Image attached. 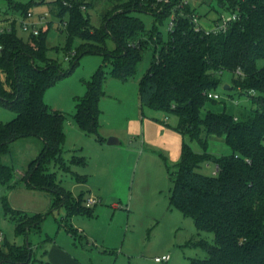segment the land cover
<instances>
[{"label": "trees", "instance_id": "1", "mask_svg": "<svg viewBox=\"0 0 264 264\" xmlns=\"http://www.w3.org/2000/svg\"><path fill=\"white\" fill-rule=\"evenodd\" d=\"M215 1L228 14H237V20L224 32L198 31L192 21L196 13L184 0H108L98 27L86 14L95 0H31L26 6L11 7L26 16L32 6L51 5L50 14L60 23L67 22L68 40L78 37L83 41L79 49H84L70 57L71 70L90 52L110 61L112 75L125 81L135 74L143 51L154 48L140 82V102L176 115V131L196 140L203 150L196 153L184 142L181 161L172 177L173 204L192 217L199 231L213 234L212 243H194L202 246L208 256L193 258L191 264H264V63L260 65L264 61V0ZM133 12L151 14L159 22L172 16L174 27L169 29L168 40H162L156 26L148 30ZM108 38L116 43L113 51L106 47ZM48 49V33L43 30L27 40L20 38L14 28L0 33V105L16 114L0 125V185H8L13 178V168L1 159L10 144L35 137L42 141V150L23 178L28 189L55 197L54 208L46 213L8 207L18 233L25 236L32 224L40 230L56 206L64 205L69 215L82 207L81 200L67 204L74 198L65 193L49 167L55 162L67 169L63 158L66 115L51 109L44 97L69 72L47 57ZM224 72L233 75V87L250 101L249 110L240 115L206 109L208 102H217L207 94L219 86ZM106 76L99 68L76 104L72 117L85 134L100 136L99 101ZM211 137L222 138L231 153L219 158L209 154ZM208 160H215L216 175L198 171ZM32 262V247L0 245V264Z\"/></svg>", "mask_w": 264, "mask_h": 264}, {"label": "rangeland", "instance_id": "2", "mask_svg": "<svg viewBox=\"0 0 264 264\" xmlns=\"http://www.w3.org/2000/svg\"><path fill=\"white\" fill-rule=\"evenodd\" d=\"M30 1L0 0V33L14 28L20 38L30 37L31 30L25 31L22 27V11L11 7V4L26 6ZM107 2L95 0L94 7L86 11L94 27L101 25ZM187 2L204 28L213 26L221 16L230 15L215 0ZM50 8V4L32 6L29 10L33 17L26 20L48 33L47 57L55 60L62 71L69 72L44 97L51 109L66 115L63 158L67 169L55 162L49 167L56 173L65 193L74 198L67 204L81 200L82 207L69 215L64 205L56 206L40 230L32 224L27 236L18 233L15 222L8 215V207L46 213L54 208L55 197L28 189L23 178L42 150L41 141L35 137L17 140L1 157L4 164L13 168V178L8 185H0V245L32 247V264H42L39 260L44 258L47 237L64 241L84 262L93 264H191L193 258L207 257L206 250L194 243L200 240L212 243L213 234L199 231L192 217L184 215L171 200L172 177L182 158L183 143H189L196 153H202V147L196 140L176 131V115L140 102V82L150 65L154 48L143 51L135 74L125 81L112 75L110 61L90 52L71 70L70 57L84 49H79L83 41L76 37L70 42L66 27L50 14ZM45 14L47 16L41 21ZM132 15L140 18L148 30L156 26L162 40H168L172 16L159 22L151 14L133 12ZM106 47L113 51L116 43L108 38ZM263 63L261 61L260 65ZM99 68H103L107 76L99 101L100 136L97 137L82 132L72 116L77 102L86 93L87 83ZM232 79L230 72L220 76V84L212 93L219 94L221 100L215 104L208 102L206 109L226 110L233 115L249 110V99L233 87ZM15 116L12 110L0 105V125ZM110 138H116L119 143L109 145ZM208 153L219 158L230 154L231 148L222 138L211 137ZM216 166L215 160L204 161L198 171L213 175ZM94 198L97 203L88 206V199ZM163 255H170L171 260L157 263L155 258Z\"/></svg>", "mask_w": 264, "mask_h": 264}, {"label": "built area", "instance_id": "3", "mask_svg": "<svg viewBox=\"0 0 264 264\" xmlns=\"http://www.w3.org/2000/svg\"><path fill=\"white\" fill-rule=\"evenodd\" d=\"M159 1H162V0H159ZM165 1L167 2L168 0H165ZM184 3H188L187 0H184ZM81 9L82 10H86V6L85 5H81ZM46 16H47V14L41 16V21H43ZM32 17H33V14H32V12L29 11L26 14V16H24V20L22 21V27H23V29L25 31H30L31 30V35L38 36L41 33L42 29L38 28L35 23H27L26 22L27 19H30ZM236 20H237V14L233 13V14L229 15L228 17L221 16V19L217 23H214L213 26H211L209 28H204L200 24L197 15H194L193 18H192V21L195 23L196 29L198 31L204 30L206 33L220 32V31L224 32L227 29L228 25L230 23H232L233 21H236ZM61 24L63 25L64 28L67 26V22L66 21L61 23ZM173 27H174V21L172 19L171 23H170V29H172ZM68 58L69 57H67V59ZM254 93H255V91H250V94H254ZM207 97L209 99H214L216 101L221 100V96L219 94L212 93V91L207 94ZM207 166L209 167L208 164H207ZM217 172H218V166H216V168L213 170L212 173H213V175H216ZM96 203H97V199L96 198L88 199L87 205L91 206V205L96 204ZM170 259H171L170 255H163L162 257L155 258V261L157 263H162V262H168V261H170Z\"/></svg>", "mask_w": 264, "mask_h": 264}, {"label": "crops", "instance_id": "4", "mask_svg": "<svg viewBox=\"0 0 264 264\" xmlns=\"http://www.w3.org/2000/svg\"><path fill=\"white\" fill-rule=\"evenodd\" d=\"M42 192L46 194L49 193L46 191H42ZM28 213H44V212L39 211V212H28ZM78 231H80V229H78ZM45 240H46L45 242H47L48 244H46L45 247L44 258L42 259L43 261L39 260V262H41L42 264H93L92 262L91 263L84 262L79 256L74 254L68 248L67 244L63 243L64 241L59 242L58 240L53 239L51 237H47ZM34 257L37 258L36 253Z\"/></svg>", "mask_w": 264, "mask_h": 264}, {"label": "water", "instance_id": "5", "mask_svg": "<svg viewBox=\"0 0 264 264\" xmlns=\"http://www.w3.org/2000/svg\"><path fill=\"white\" fill-rule=\"evenodd\" d=\"M228 88H229V86H226V89H228ZM118 143H119V141L116 138H110L108 141L109 145H116Z\"/></svg>", "mask_w": 264, "mask_h": 264}]
</instances>
